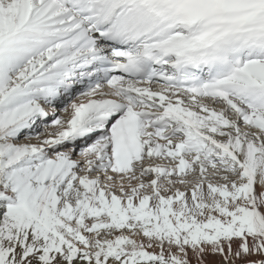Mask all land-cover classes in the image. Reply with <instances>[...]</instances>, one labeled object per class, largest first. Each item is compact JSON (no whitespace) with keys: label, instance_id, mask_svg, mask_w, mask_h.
I'll return each instance as SVG.
<instances>
[{"label":"snow or ice","instance_id":"obj_1","mask_svg":"<svg viewBox=\"0 0 264 264\" xmlns=\"http://www.w3.org/2000/svg\"><path fill=\"white\" fill-rule=\"evenodd\" d=\"M0 264H264V0H0Z\"/></svg>","mask_w":264,"mask_h":264}]
</instances>
